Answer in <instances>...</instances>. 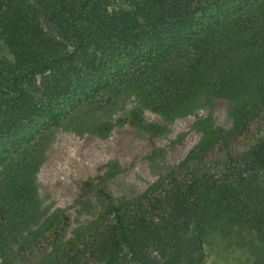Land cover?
I'll list each match as a JSON object with an SVG mask.
<instances>
[{
	"label": "trees",
	"instance_id": "16d2710c",
	"mask_svg": "<svg viewBox=\"0 0 264 264\" xmlns=\"http://www.w3.org/2000/svg\"><path fill=\"white\" fill-rule=\"evenodd\" d=\"M177 119L194 143L145 192L101 182L77 224L44 210L58 131ZM0 264H264V0H0Z\"/></svg>",
	"mask_w": 264,
	"mask_h": 264
},
{
	"label": "rangeland",
	"instance_id": "374dc122",
	"mask_svg": "<svg viewBox=\"0 0 264 264\" xmlns=\"http://www.w3.org/2000/svg\"><path fill=\"white\" fill-rule=\"evenodd\" d=\"M216 114L220 121L227 120L224 101H217ZM147 116L159 121L152 114ZM189 125L187 119H177L161 137H143L119 128L105 138L58 131L38 172L44 210L60 218L68 215L77 224L90 217L88 199L101 182L115 196H139L158 181L167 164L180 161L192 146ZM110 159H117L123 170L113 181L103 182V168Z\"/></svg>",
	"mask_w": 264,
	"mask_h": 264
}]
</instances>
